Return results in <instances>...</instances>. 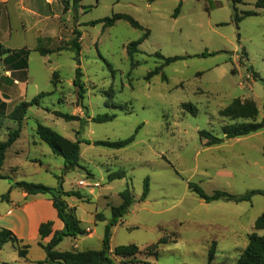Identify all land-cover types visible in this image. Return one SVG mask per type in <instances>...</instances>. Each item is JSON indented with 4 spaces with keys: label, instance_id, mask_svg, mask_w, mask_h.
Wrapping results in <instances>:
<instances>
[{
    "label": "rangeland",
    "instance_id": "374dc122",
    "mask_svg": "<svg viewBox=\"0 0 264 264\" xmlns=\"http://www.w3.org/2000/svg\"><path fill=\"white\" fill-rule=\"evenodd\" d=\"M257 1L236 4L240 16L246 11L258 13L243 16L238 25L231 0H84L83 26L74 28L77 10L68 13L71 18L61 16V32L52 40L53 48H68L74 30H80L86 93L79 102L73 84L77 64L72 51L49 55L52 76L40 55L33 54L26 99L42 92L50 95L42 100V109H29L20 138L7 151L1 171L7 179L0 178V229L25 225L24 244L29 248L22 258L17 245L5 244L0 249V264H41L46 258L28 215L16 214L24 198L13 184L21 181L50 188L63 184L68 192L82 194V200L68 199L76 205L88 236L65 237L59 251L101 250L112 206L121 204L120 193L129 186L135 202L112 229V250L137 245L141 253L134 264H208L213 247V264H238L249 234L255 231L256 219L264 213V196H254L251 202L206 203L189 184L198 185L207 194L221 190L244 195L264 190V131L226 140L223 127L243 120L219 115L235 99H241L254 101L259 108L258 121L264 118V9L256 8ZM180 3L181 12L175 17ZM114 14L131 16L144 30L123 20L110 28L86 25ZM146 31L149 36L140 45L141 52L131 59L128 45L143 38ZM157 52L166 58L185 59L165 65L155 57ZM157 68L161 73L147 80ZM251 69L259 74L258 79ZM184 104H191L196 115L183 109ZM119 105L126 106L125 110L116 107ZM54 111L82 121L57 118ZM104 115H115V119L92 122ZM2 121L0 140L5 141L18 125ZM39 124L79 142V167L65 172L63 158L54 155L37 135ZM140 126L135 142L124 149L96 145L98 141L125 140ZM201 131L223 139V143L209 146L200 137ZM15 151L22 152L16 159L20 167L12 169L9 164H13ZM119 170L127 177L110 182L109 175ZM146 178L150 192L143 200ZM163 238L169 242L160 247L159 257L147 256V248ZM112 257L114 264H127L123 258Z\"/></svg>",
    "mask_w": 264,
    "mask_h": 264
},
{
    "label": "trees",
    "instance_id": "16d2710c",
    "mask_svg": "<svg viewBox=\"0 0 264 264\" xmlns=\"http://www.w3.org/2000/svg\"><path fill=\"white\" fill-rule=\"evenodd\" d=\"M82 0H73L72 8L77 10L80 7V2ZM156 1V0H151ZM234 5V19L236 24L244 17L256 16L258 13L256 11H246L243 16L239 15L236 4L241 3V0H231ZM65 8L69 7V2L63 1ZM182 8V3L177 7L175 11V17H178ZM257 9H264V0H258L256 3ZM126 21L133 28L144 30V28L131 16L124 14H114L112 17L100 19L97 21L90 22L86 25L95 26L102 24L104 28L113 27L118 21ZM74 38L68 44V48H58L56 50H51L49 48H39L37 51L42 56H48L55 52H60L63 50L72 51L75 56L74 60L77 64L75 71V78L73 80L74 86L77 88L78 101L82 102L86 93V88L82 82L83 71L81 68V51H82V33L79 30H74ZM149 33L146 31L143 38L138 41L132 42L127 47L128 55L131 59L135 55L139 54L141 51L139 49L140 45L147 39ZM2 49L0 57L9 53L8 50ZM20 55L24 58V64L27 65V58L29 55L28 51L20 52ZM203 56H206L205 54ZM155 57L164 61L165 65H170L179 60L185 59L182 57H164L160 52L155 54ZM134 65V64H133ZM252 74L256 79L259 78V74L251 69ZM161 70L157 68L156 70L150 72L147 76V80H151L154 76L159 75ZM163 81H167V77L162 75ZM50 93H40L31 101H23L18 104L10 113H8L7 105L0 99V129L2 127L4 119L13 121L18 125V128L10 131L8 138L5 141L0 140V178L7 179L1 175V171L5 165L7 151L18 141L21 136L22 125L27 118L29 109L32 107H40L42 100ZM121 110H125L126 106H116ZM183 109L191 111L196 115L197 110L191 104H184ZM50 111V110H47ZM53 114L57 118L64 119L69 122L82 121L78 116H73L70 114H63L61 112L54 111ZM219 115L222 118L229 119L232 121L243 120L241 123H233L223 127V135L225 139H235L246 137L251 134L264 131V118L262 121H258L259 108L254 101L235 99L227 108L221 110ZM115 119V115H104L97 116L92 119V122L105 123ZM141 126L136 130V133L131 137L117 141H98L97 146H102L108 149L121 150L135 142L136 134ZM37 135L45 142L53 154L63 158L64 160V170L65 172L73 171L80 166L81 158V148L78 141H71L54 131L52 128L39 124L36 129ZM200 137L206 140L209 146L219 145L223 143V139L214 136L210 132L201 131ZM127 177V173L124 170H119L113 172L109 175L108 179L110 182L121 180ZM62 183V181H60ZM13 188L21 190L23 193L31 196L42 195L47 196L53 202V206L57 211L59 219L64 223L65 227L63 231L54 232V223L52 221L41 224L39 228V238L40 242L38 245L45 251L46 259L43 264H114L115 257H120L125 259V263L134 264L138 263L136 259L137 255L141 253V249L137 245L128 246H118L114 250L111 248V240L113 236V227L118 224V222L123 218L125 214L129 212L131 207L135 202V197L132 194L130 187L128 186L123 192L120 193L122 203L119 206H112V220L106 226L105 235L103 238V248L101 250H86L77 251L67 250L59 251L57 247L63 241L65 237L77 238L79 236L87 235V230L82 227V223L77 216L76 208L69 206L67 199L75 197L79 200L83 199L82 194L79 191H66L63 188V184L58 188H50L41 184L29 183L25 181L15 182ZM190 190H192L200 199L206 203H212L217 201L241 203V202H251L254 196L261 195L264 196V190H253L244 195H235L227 191L217 190L212 194H207L201 187L195 184H189ZM150 192L149 179L146 178L144 183V191L142 199H146ZM7 198V196H5ZM254 232L248 236V244L244 251L241 253L238 259V264H264V213H262L255 221ZM262 232V233H261ZM51 237L49 242H44L47 238ZM169 240L163 238L156 244L148 247L146 250V255L149 257L158 258L160 254V247L167 244ZM12 243L17 245L19 248V255L22 258H26L28 254L29 245L24 244L11 230L0 229V249L7 244ZM21 246H24L23 248ZM215 258V250L212 247L208 255V264H213Z\"/></svg>",
    "mask_w": 264,
    "mask_h": 264
},
{
    "label": "crops",
    "instance_id": "0c3cea01",
    "mask_svg": "<svg viewBox=\"0 0 264 264\" xmlns=\"http://www.w3.org/2000/svg\"><path fill=\"white\" fill-rule=\"evenodd\" d=\"M63 1L69 2L68 8H65ZM83 1L80 2V7L76 11L78 21L75 22L74 28L75 26L78 27L85 24L81 19ZM71 9L74 10L71 6V0H0V46L9 51V53L0 57V99L7 105L8 113L21 102L31 101L40 94L35 95L31 100L26 99L29 85L32 81L30 79L32 56L34 53H37L40 55L43 63L49 67L51 62L49 55L42 56L37 50L39 48L56 50L53 48L54 43L52 40L59 38L61 32L60 18L62 15L71 18L68 16V13H71ZM69 18L66 20L67 23L70 21ZM58 40H61V38ZM67 41L69 40L67 39ZM22 51L29 52L26 60L27 65L24 64V58L20 55ZM0 53H2V49H0ZM49 69L52 76L53 69L52 67H49ZM33 87L38 90L37 85ZM37 108L42 109L41 106ZM70 140L75 141L73 139ZM33 145L38 146V142L34 141ZM21 154V151L19 154H16L12 162L13 164H9L12 169L20 167L16 159ZM36 196L39 195L31 196L23 193L24 202L17 208L16 214L28 215L32 222V230L35 228L34 232L38 234V240L39 228L43 223L52 221L54 223V232L63 231L65 225L59 219L50 198L42 195L40 197ZM67 202L70 207L76 208V205L70 199ZM12 212L9 211V213ZM11 231L24 242L26 238L25 225L16 226ZM91 235L92 233L89 236ZM50 240L51 237L47 238L44 242L47 243ZM45 259L41 261V264H43L42 262Z\"/></svg>",
    "mask_w": 264,
    "mask_h": 264
}]
</instances>
